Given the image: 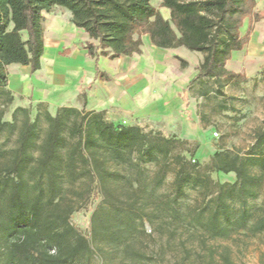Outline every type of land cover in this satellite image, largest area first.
Here are the masks:
<instances>
[{"label":"trees","instance_id":"trees-1","mask_svg":"<svg viewBox=\"0 0 264 264\" xmlns=\"http://www.w3.org/2000/svg\"><path fill=\"white\" fill-rule=\"evenodd\" d=\"M56 7L67 9L75 27L88 35L82 49L94 60L95 78L103 82L112 77L101 69V58L142 55L143 37L148 36L158 49L203 54L197 76L244 83L245 75L230 71L227 63L244 50L254 24L264 19L256 12L257 0H163L170 19L151 0H0V93L11 94L5 90L9 66H29L32 73L41 69L44 13ZM246 20L248 30L242 35ZM176 59L182 69L187 67L186 60ZM82 98L85 106L86 95ZM43 117L47 130L41 140L40 114L32 120L30 109L18 108L13 122H2L0 115V133L18 132L15 148H0V264H89L100 251L93 248L96 243L121 244L137 233L138 222L148 218L154 225L158 214L165 221L158 230L170 235L178 232L177 223L211 238H227L242 229L264 232V216L251 223L256 213L249 208V200L257 199L264 187V131L248 155L219 151L202 165L189 159L197 147L192 149L188 141L140 126L117 127L104 112L61 107L55 115L45 111ZM147 165L157 167L151 190L145 186ZM214 173H233L236 181L220 183ZM170 174L172 193L155 195ZM65 184L73 189L65 190ZM188 189L197 190L199 200L195 212L183 215L179 206ZM67 193L81 200L101 198L92 215L90 239L71 224L77 200ZM152 205L148 214L146 208ZM131 253L146 258L139 251ZM225 264H231L228 256Z\"/></svg>","mask_w":264,"mask_h":264},{"label":"rangeland","instance_id":"rangeland-1","mask_svg":"<svg viewBox=\"0 0 264 264\" xmlns=\"http://www.w3.org/2000/svg\"><path fill=\"white\" fill-rule=\"evenodd\" d=\"M151 2L165 19H170L169 10L162 7L163 0ZM261 2L256 12L264 15V0ZM43 25L50 53L42 58L41 69L35 73L29 66L11 65L7 68L8 86L5 90L11 94L0 93L2 122H13L18 108L30 109L32 120L37 114L41 115L39 129L42 140L47 130L43 117L45 111L55 115L61 107H73L88 112H104L105 117L117 127L140 126L147 132H161L165 136L188 141L192 149L197 147L189 159L202 165L219 151L248 155L258 135L264 131V19L254 24L244 50L234 53L227 63L230 71L245 75L247 81L241 84L197 76L204 57L201 53L185 48L163 50L152 44H144L141 56L117 60L101 58V69L112 77L111 82H103L95 79L94 60L87 58L82 50L89 37L75 27L72 14L67 9L56 7L52 12L44 13ZM247 30L248 24L244 23L242 35ZM67 49L70 50L69 55H66ZM176 57L187 61L185 69L181 68ZM83 94L86 95L85 106ZM21 120L22 115L18 114V124ZM17 140V131H3L0 133V148L13 149ZM146 167L149 179L145 186L151 190V179L157 167ZM117 169L123 175H131L123 167H113V170ZM260 173V170H255V174ZM213 178L220 183L236 181L233 173H214ZM173 179L174 175L170 174L155 195L171 194ZM74 187L77 191L81 188L79 185ZM64 188L67 191L73 189L69 184ZM70 193H67L69 198L77 200L78 208L70 222L90 239L92 215L102 200L94 195L81 200ZM198 200V191L188 189L179 206L183 215L195 212ZM240 206L236 204L237 209ZM154 208L155 205L149 206L146 212L152 214ZM249 208L256 213L251 223L264 216V187L257 199L249 200ZM158 215L152 222L154 225L148 218H144L143 223L138 222L137 233L121 244L96 243L93 248L100 251L95 252L89 264H225L226 256L231 264H264V232L255 235L248 229H242L227 238H211L194 227L177 223L178 232L170 235L167 231L158 230L165 222L163 215ZM129 247L146 258L137 259Z\"/></svg>","mask_w":264,"mask_h":264},{"label":"crops","instance_id":"crops-1","mask_svg":"<svg viewBox=\"0 0 264 264\" xmlns=\"http://www.w3.org/2000/svg\"><path fill=\"white\" fill-rule=\"evenodd\" d=\"M262 0H257V7H260V5L262 4V2H261ZM245 24H248V20H246L245 21ZM146 37V39H143L144 40V44H145V46H151V43H150V40H149V38H148V36H145ZM145 37H143V38H145ZM153 46V45H152ZM50 46H49V44L47 43L46 44V41H45V53H44V56H43V58L46 56V54H48V52L50 53ZM67 50H69V49H67ZM83 50V49H82ZM70 51V50H69ZM85 51V50H84ZM86 52V51H85ZM143 53H144V50H143ZM70 54V53H69ZM69 54H67V55H69ZM64 57H67L66 55H63ZM85 56H86V53H85ZM135 56H141V55H135ZM87 57V56H86ZM88 58V57H87ZM122 58H128V57H122ZM95 69V68H94ZM95 76H96V71H95ZM96 79V78H95Z\"/></svg>","mask_w":264,"mask_h":264}]
</instances>
